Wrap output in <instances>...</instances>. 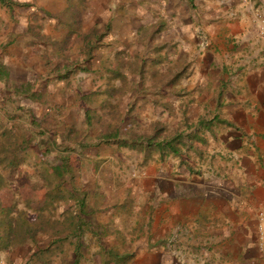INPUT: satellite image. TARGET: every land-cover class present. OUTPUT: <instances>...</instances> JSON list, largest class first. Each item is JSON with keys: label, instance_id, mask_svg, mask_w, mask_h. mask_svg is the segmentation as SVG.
<instances>
[{"label": "crops", "instance_id": "crops-1", "mask_svg": "<svg viewBox=\"0 0 264 264\" xmlns=\"http://www.w3.org/2000/svg\"><path fill=\"white\" fill-rule=\"evenodd\" d=\"M10 5L17 25L38 31H12L0 89L30 97L7 103L0 119L10 131L29 128L13 152H50L32 167L62 180L55 200L68 208L58 217L72 218L52 227L62 252L45 264H264V0ZM65 43L66 61H54L62 51L44 60L49 44ZM113 91L132 120L159 125L154 135L127 142L123 116L114 129L96 123L119 102ZM32 248L17 245L0 264H38Z\"/></svg>", "mask_w": 264, "mask_h": 264}, {"label": "rangeland", "instance_id": "rangeland-1", "mask_svg": "<svg viewBox=\"0 0 264 264\" xmlns=\"http://www.w3.org/2000/svg\"><path fill=\"white\" fill-rule=\"evenodd\" d=\"M5 1L3 2V0H0V63L2 64L4 60L6 61V54L9 53V50L7 48L8 44L12 42L11 37H17L12 31L19 30L20 32V30H22V32L19 33V36H23L24 33H28L29 35L34 36L33 34L38 31L36 29V26L21 27L17 25L16 22L19 16V11H15L14 14L10 10L9 6H12V8L14 9H16V7L14 5H10L11 0ZM5 4L8 6H6ZM77 6H79V4H77ZM14 16L16 17L14 18ZM25 29H27L26 32H24ZM33 38L35 39V37ZM33 38H29L28 41L36 42V40H34ZM67 45L68 44L65 43L64 46L59 47L58 44H49L50 47H48V51L46 50L44 52V55L46 57L44 58V60L47 63H50L52 62V58L49 57L53 54V52L62 51L63 55L65 56H60L58 54L56 56L54 55V61L57 63L59 62V60L66 61L69 58L68 54L64 53V50L67 49ZM32 46L34 49V44H32ZM208 46L209 43L204 49H206ZM67 53H69L68 50ZM81 64H83L82 61H76V65L81 66ZM12 75H15L17 77L27 76L28 78L34 75L33 77H35L34 79H36V73L21 74L18 70H14L12 71ZM63 75L64 74H61L62 77ZM47 77L48 78H44L42 80L47 82H58L60 79H62L56 74H47ZM40 80L41 79H39V81ZM44 81H41L40 84H44ZM38 82L35 81L33 83L35 85L36 93L38 92L40 87ZM9 90L10 91L7 90V92L3 89H0V111H3V109L6 110L8 107V109L6 110L8 112L5 111V114L9 113V110L12 107L10 105L6 106L7 103H11L13 100L16 101V99L18 100V102H20V100H24L30 97L23 95V97H17L15 99L12 96V94L14 96L16 95L15 91L11 90V88ZM30 93H32V91H30ZM120 93V91H113L111 92L110 98H120ZM126 108L128 109L126 105L121 103L120 98L119 102L116 105H112L108 108L109 111L107 114H102L104 120H102V122L97 121L96 123H102V126H105L104 124H106L108 129H114L116 126H120V122L118 120L119 116H123L124 122L121 123V129L124 130H122L123 135H125L123 138L127 142H129V138H133V135L139 134V132L141 131H144V133L145 131H147L150 134L154 135V132L156 129H158L159 125H157L156 127L155 125L150 124L148 127H146L145 124H142V121L137 122L135 120H132L130 111L128 112ZM16 109H20V107ZM1 113L2 112H0V118L2 117ZM12 129V127H7V124L0 119V256H2L3 254L7 255V252L17 245H21L31 241L33 242V252L27 256L31 257L30 260H32L34 263L45 264V262L49 260V258L56 255V253L62 252V250L53 248L50 243L52 235H61L63 232L57 231L52 233V227L55 226L54 228H58L60 225H62L63 221H69L70 219H72L64 216L63 220H60L58 217V214L62 209L66 210L68 208L66 205L67 201L64 200V202H62L59 206L57 203V199L55 200L56 196H62L61 198L63 199L64 185L61 184L62 180L58 181L59 177L53 174L48 169H45L43 167H32V165L34 164H43V162L51 160L52 156L50 152H46L43 150L40 154L39 152H35V150H33V148L31 147L27 152L23 154H20L19 152H13L16 146H19L18 141L20 142V140L22 139L20 137L21 133L23 135L26 134L23 130L29 128L22 126V129L20 130L21 132H19V130L17 129L15 131H10ZM169 129H171V132H174V122H172L171 128H169L167 124V131ZM28 134L29 133H27V135ZM154 140L151 142L152 144L158 143ZM26 141H29L26 146L29 148V144L32 142V140L27 138ZM47 141L48 140L44 139V144H47ZM187 144H189V142H186L185 144L182 143V148H185ZM124 155H121V159H124L126 156L131 154L125 156ZM7 160H10V162L20 160L28 161L21 164L25 167L21 168L17 165L14 168H9L4 167V164L10 163ZM64 182L67 183V180H65ZM36 243L40 245H37ZM173 251L174 250L172 249L169 252Z\"/></svg>", "mask_w": 264, "mask_h": 264}, {"label": "built area", "instance_id": "built-area-1", "mask_svg": "<svg viewBox=\"0 0 264 264\" xmlns=\"http://www.w3.org/2000/svg\"><path fill=\"white\" fill-rule=\"evenodd\" d=\"M199 43H200V46H201V48H205L206 46H207V44H208V42L206 41V38L204 37V36H200V41H199Z\"/></svg>", "mask_w": 264, "mask_h": 264}, {"label": "trees", "instance_id": "trees-1", "mask_svg": "<svg viewBox=\"0 0 264 264\" xmlns=\"http://www.w3.org/2000/svg\"><path fill=\"white\" fill-rule=\"evenodd\" d=\"M3 72L0 70V76H2Z\"/></svg>", "mask_w": 264, "mask_h": 264}]
</instances>
